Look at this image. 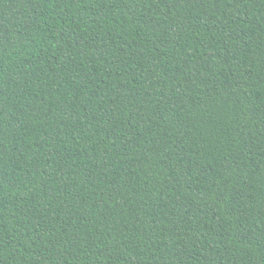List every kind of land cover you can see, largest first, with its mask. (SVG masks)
Wrapping results in <instances>:
<instances>
[{"label":"trees","instance_id":"16d2710c","mask_svg":"<svg viewBox=\"0 0 264 264\" xmlns=\"http://www.w3.org/2000/svg\"><path fill=\"white\" fill-rule=\"evenodd\" d=\"M0 264H264V0H0Z\"/></svg>","mask_w":264,"mask_h":264}]
</instances>
